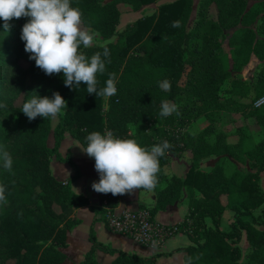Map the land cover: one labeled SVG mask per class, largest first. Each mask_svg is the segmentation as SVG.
Masks as SVG:
<instances>
[{
	"label": "trees",
	"instance_id": "16d2710c",
	"mask_svg": "<svg viewBox=\"0 0 264 264\" xmlns=\"http://www.w3.org/2000/svg\"><path fill=\"white\" fill-rule=\"evenodd\" d=\"M153 1L72 0L71 6L83 14L82 26L105 40L87 49L81 45L80 51L89 58L105 48L110 51L111 63L97 76L99 90L106 86L109 74H115L117 93L107 97L105 107L103 97L88 94L83 83L78 88L66 87L63 73L46 75L29 59L20 39L27 18L14 19L8 32L0 20V104L6 105L0 108V149L13 158L11 172L0 161V185L6 186L7 197V204L0 205V264L7 260L13 264H61L65 256L60 248L65 246L66 232L77 222L70 215L72 210L86 207L103 219V209L88 205L86 197L71 189L78 170L67 155L61 157L57 152L65 132L84 149L92 132H112L149 149L169 142L172 147L159 158L158 182L151 190L154 202L147 211L152 217L166 205L185 204L186 214L175 225L190 240L180 249L183 264H240L237 243L241 231L250 248L242 264H264V229L256 227L264 225V219L259 222L260 216L253 213L261 208L264 217V192L258 183V174L264 170V101L252 106L264 95V69L258 71L252 85L235 80L224 90L225 96L220 94L228 73L214 49L220 24L237 15L230 4L217 9L215 20L201 10L192 30L185 31L190 0H173L115 33L117 2L137 10ZM174 21H179L180 27H173ZM114 33L115 38L108 40ZM190 38H198L199 45L189 49ZM165 80L170 90L160 87ZM54 92H59L68 105L55 125L50 128V118L29 121L21 111L23 104L34 94L51 98ZM19 94L20 103L14 105L12 98ZM165 101L175 105L180 115L173 112L161 117ZM232 114L245 121L252 119L255 126L235 123ZM200 116L207 118V125L188 130ZM50 130L51 146L47 144ZM230 137L234 141H229ZM181 152L190 156L189 166L182 176H167L164 166L170 156ZM51 155L74 168L64 181L50 173ZM210 155L217 157L212 166L200 170L199 160ZM224 156H230L240 167L247 165L248 170L235 169L227 175L222 165ZM116 200L117 196L109 193L108 204L114 207ZM226 207L234 212V218L229 229L222 230L219 217ZM87 239L89 247L78 264H99L96 249L115 254L108 264H153V257L105 247L91 230Z\"/></svg>",
	"mask_w": 264,
	"mask_h": 264
},
{
	"label": "clouds",
	"instance_id": "9594fccd",
	"mask_svg": "<svg viewBox=\"0 0 264 264\" xmlns=\"http://www.w3.org/2000/svg\"><path fill=\"white\" fill-rule=\"evenodd\" d=\"M72 0H0V20L5 32L10 31L14 19L27 18L22 26L20 39L29 59L46 75L63 73L64 85L78 88L86 85L88 94L111 97L117 93L115 74H109L106 86L98 90V74L106 72V64L111 63L110 51L96 52L90 58L80 51L81 45L87 49L93 45L94 34L82 27L83 14L72 7ZM173 27H180L174 21ZM164 90H170L169 81L160 83ZM67 101L59 92L52 97L32 95L22 106L23 114L29 121L37 117L57 118ZM0 108H6L0 104ZM173 112L180 115L175 105L162 102L161 117ZM87 147L82 150L95 161L94 168L99 175L92 182V189L100 194L113 196L131 194L139 189L153 190L158 182L160 157L172 145L164 141L150 149L142 147L133 139L115 137L112 132L101 134L92 132L87 137ZM3 168L12 171L13 158L7 150L0 149ZM6 186L0 185V205L7 204Z\"/></svg>",
	"mask_w": 264,
	"mask_h": 264
},
{
	"label": "crops",
	"instance_id": "0c3cea01",
	"mask_svg": "<svg viewBox=\"0 0 264 264\" xmlns=\"http://www.w3.org/2000/svg\"><path fill=\"white\" fill-rule=\"evenodd\" d=\"M200 117L203 118V116ZM195 126L197 125L195 124ZM204 126L196 128L201 129ZM50 134L51 132H49L47 137L49 146L52 144ZM82 150L84 148L81 144L67 132L63 134L57 147L58 154L61 157L67 155L78 170V176L70 184L71 189L75 193H80L86 197L88 205L97 207L100 193L95 192L91 185L93 181L99 180V175L94 168V159L88 157ZM185 154L186 152H181L178 155L171 156L165 165V168L171 171L172 175L181 176L182 172H184L187 164L183 161ZM215 158L217 157L210 155L200 159L198 168L202 171L208 170ZM48 167L52 176L60 181H64L74 171L72 166L57 160L54 155L49 156ZM237 170L241 171L240 169ZM258 183L264 192V170L258 174ZM153 202L154 193L152 191L139 189L131 194L118 195L113 212L118 213L125 209L135 208L148 209L153 205ZM253 213L255 214V211ZM185 214V204H172L157 210L153 214L152 219L164 225H175L184 218ZM70 215L76 218L77 222L66 232L65 246L60 248L65 256L61 264H78L82 261L84 253L89 247L87 237L90 230L93 232L95 240L105 247L135 254L143 258L153 257V264H183V252L180 249L190 244V240L185 233L176 231L157 246H142L123 235L108 230L100 214L86 207L73 209ZM233 218L234 212L227 207L224 208L219 217L218 227L220 224L228 225ZM243 242H245V239ZM72 243H74L75 247L72 246ZM114 255V253L104 252L99 249L94 251L95 259L99 264H108Z\"/></svg>",
	"mask_w": 264,
	"mask_h": 264
},
{
	"label": "rangeland",
	"instance_id": "374dc122",
	"mask_svg": "<svg viewBox=\"0 0 264 264\" xmlns=\"http://www.w3.org/2000/svg\"><path fill=\"white\" fill-rule=\"evenodd\" d=\"M109 0H97L98 3H104ZM173 0H155L148 4H142L137 10H133L127 3L117 2L116 8L118 10V23L115 26V33L122 29L125 24L133 22L137 18H141L144 15L155 13L157 7L160 4L167 3ZM230 4L233 11L237 13L235 18H229L220 24L219 31L216 33L217 46L214 49L215 55L220 57L224 62L225 69L228 73V77L223 80L220 86V94L225 96L224 90L230 87V83L235 80L242 81L247 85H252L256 80V74L261 69H264V0H190L189 9L184 24L185 31H191L194 22L200 17L201 10L207 11L206 17L208 19H216L217 9ZM200 12V14H199ZM204 16V15H203ZM84 29L94 34V44H101L103 40L95 31L82 26ZM115 33L108 40L115 38ZM199 45L198 38H190L187 43L189 49L197 47ZM22 67L26 66L24 61H20ZM223 66V63H221ZM241 83V82H240ZM20 94L12 98V103L18 105L20 103ZM107 97H103V107L106 105ZM248 102V100H245ZM264 101V95L252 102V106H257ZM230 114H228L229 116ZM235 123H246L255 126L252 119L246 121L241 119L239 114H232ZM204 118V119H203ZM198 117L195 122L193 121L187 129L193 131L194 127H202L207 125L208 120L206 117ZM233 119V118H232ZM57 121V118H50V128H52ZM195 124L197 126H195ZM171 127V125H169ZM193 127V128H192ZM51 132V131H50ZM51 135V134H50ZM52 138V135L50 136ZM229 141H234V138L230 137ZM183 161L188 167L191 161L188 153L185 154ZM171 157V156H170ZM216 159V158H215ZM214 159V161H215ZM213 161V160H212ZM213 161V162H214ZM222 165L224 166V172L228 175L235 169L241 171H247V165L238 167L235 161L230 156H224L222 158ZM213 162L210 164L212 166ZM186 166L184 171L186 170ZM164 171L167 176L171 175L164 166ZM184 172H182L183 175ZM181 175V176H182ZM224 201V197L221 198ZM261 207V206H260ZM261 208L255 210V216L259 215V222L264 219L260 212ZM245 219H249L248 216H244ZM233 221V220H232ZM258 221V220H257ZM231 223V222H230ZM229 223V224H230ZM229 224H220L219 228L222 230L229 229ZM177 226V224H175ZM259 229H264V225H257ZM245 234L241 231V237L237 246L240 250V257L238 262L244 263L246 255L250 248L245 239ZM72 246L75 247L74 243ZM5 264H13L12 260H7Z\"/></svg>",
	"mask_w": 264,
	"mask_h": 264
},
{
	"label": "built area",
	"instance_id": "2783aa9c",
	"mask_svg": "<svg viewBox=\"0 0 264 264\" xmlns=\"http://www.w3.org/2000/svg\"><path fill=\"white\" fill-rule=\"evenodd\" d=\"M109 194H101L98 206L103 209V220L106 228L123 235L135 243L154 247L166 237L177 231L175 225H164L152 219L145 208L125 209L113 212L108 204Z\"/></svg>",
	"mask_w": 264,
	"mask_h": 264
}]
</instances>
